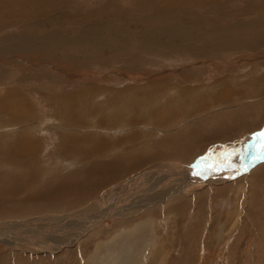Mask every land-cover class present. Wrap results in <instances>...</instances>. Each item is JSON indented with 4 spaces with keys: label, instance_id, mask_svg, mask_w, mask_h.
<instances>
[{
    "label": "rangeland",
    "instance_id": "rangeland-1",
    "mask_svg": "<svg viewBox=\"0 0 264 264\" xmlns=\"http://www.w3.org/2000/svg\"><path fill=\"white\" fill-rule=\"evenodd\" d=\"M214 45L220 49L211 52ZM5 95L26 101L28 116L0 111V264H114L108 253L120 255L132 237L92 257L96 246L149 213L154 239L138 235L152 243L137 244L126 264H264V154L257 159L255 140L264 130V0H0ZM130 119L132 127L116 124ZM26 141L36 150L15 156ZM91 146L102 150L97 158L85 157ZM107 150L120 162L148 151L164 156L81 200L53 196L39 204L48 208H25L26 196L67 185ZM158 163L170 179H189L184 188L167 204L142 197V205L114 214L118 199L134 197L142 171ZM170 179L158 191L178 184ZM17 185L26 193L11 202ZM49 234L63 241L43 243Z\"/></svg>",
    "mask_w": 264,
    "mask_h": 264
},
{
    "label": "bare ground",
    "instance_id": "bare-ground-1",
    "mask_svg": "<svg viewBox=\"0 0 264 264\" xmlns=\"http://www.w3.org/2000/svg\"><path fill=\"white\" fill-rule=\"evenodd\" d=\"M190 1V0H189ZM207 1V3H212V2H214V1H216V0H206ZM181 2V1H180ZM201 2V1H200ZM229 2V1H228ZM146 3V2H145ZM151 3V2H150ZM141 4H143V3H141ZM229 4V3H228ZM159 5V4H158ZM173 4H171L170 6H172ZM210 5V4H209ZM216 5V4H215ZM142 6V5H141ZM145 6V5H144ZM147 6V5H146ZM145 6V7H146ZM163 6V5H162ZM169 6V5H168ZM169 6V7H170ZM174 6V5H173ZM201 6V5H200ZM175 7V6H174ZM179 7V6H178ZM222 7H223V5H222ZM147 8V7H146ZM161 8V7H160ZM166 8V7H165ZM171 8V7H170ZM173 8V7H172ZM220 8V7H219ZM224 8V7H223ZM180 9H181V7H180ZM248 9V8H247ZM149 10V9H148ZM168 10V9H167ZM203 10V9H202ZM201 10V11H202ZM211 10V9H210ZM175 11V10H174ZM174 11H172V12H174ZM181 11V10H180ZM243 11V10H242ZM171 12V11H170ZM182 12V11H181ZM195 12V11H194ZM182 13H184V12H182ZM182 13H180L181 15H182ZM200 13V12H199ZM240 13V12H239ZM245 13H246V11H245ZM244 13V14H245ZM149 14V13H148ZM159 14V13H158ZM170 14V13H169ZM208 14V13H207ZM222 14V13H221ZM150 15V14H149ZM188 15V14H187ZM212 15V14H211ZM217 15V14H216ZM231 15V14H230ZM173 16V15H172ZM157 17V16H156ZM161 17V16H160ZM180 17V16H179ZM17 18V17H16ZM147 18V17H146ZM150 17H148V19H149ZM163 18V17H162ZM177 18V17H176ZM232 18H234V17H232ZM18 19V18H17ZM140 19V18H139ZM144 19V18H143ZM148 19H145L146 21L148 20ZM154 19V18H153ZM159 19H161V18H159ZM241 19H243V18H241ZM260 19V18H259ZM145 20H144V22H145ZM183 20V19H182ZM238 20V19H237ZM257 20V19H256ZM141 21V19L139 20V22ZM143 21V20H142ZM141 21V22H142ZM154 21V20H153ZM155 21H157V20H155ZM154 21V22H155ZM235 21H236V19H235ZM143 22V24L145 25L146 23H144ZM154 22H153V24H154ZM158 22V21H157ZM199 22V21H198ZM231 22V21H230ZM169 23V22H168ZM167 23V24H168ZM202 23V22H201ZM260 23V22H259ZM262 23V22H261ZM142 24V23H141ZM163 24H164V22H163ZM173 24V23H172ZM176 24V23H175ZM170 25H171V23H170ZM143 26V25H142ZM176 26H178V23L176 24ZM202 26V25H201ZM226 26V25H225ZM242 26V25H241ZM163 27H164V25H163ZM171 27H173V26H171ZM235 27V26H234ZM240 27V26H239ZM164 28H166V27H164ZM224 28V27H223ZM228 28V27H227ZM231 28V27H230ZM144 29V28H143ZM160 29V28H159ZM225 30H226V28H224ZM247 29V28H246ZM220 30H221V28H220ZM139 31V30H138ZM144 31V30H143ZM217 31V30H216ZM228 31V30H227ZM233 31V30H232ZM236 31V30H235ZM244 31V30H243ZM151 32V31H150ZM176 32V31H175ZM219 32V31H218ZM138 33H140V32H138ZM141 33H142V31H141ZM152 33H153V31H152ZM151 33V34H152ZM197 33V32H196ZM222 33V32H221ZM132 34V33H131ZM154 34V33H153ZM153 34H152V36H153ZM216 34V33H215ZM142 35V34H141ZM150 35V34H149ZM169 35V34H168ZM174 35V34H173ZM213 35V34H212ZM219 35H221L220 33H219ZM147 36V35H146ZM175 36V35H174ZM173 36V37H174ZM188 36V35H187ZM201 36V35H200ZM216 36H217V34H216ZM228 36L229 35H227V36H224L223 38H221V39H216L217 41H220V40H225V38H227V39H229L228 38ZM241 36H242V34H241ZM136 37V36H135ZM159 37V36H158ZM157 37V38H158ZM160 37H161V35H160ZM168 37V36H167ZM199 37V36H198ZM202 37V36H201ZM156 38V39H157ZM176 38V37H175ZM179 38V37H178ZM217 38V37H216ZM254 38V37H253ZM138 39V38H137ZM154 39V38H153ZM152 39V40H153ZM159 39H161V38H159ZM158 39V41L157 40H155L156 42H159L160 40ZM167 39V38H166ZM171 39V38H170ZM192 39V38H191ZM203 40H204V38H202ZM242 39V38H241ZM175 40V39H174ZM173 40V41H174ZM177 40V39H176ZM196 40V39H195ZM235 40V39H234ZM140 41V40H139ZM150 41H151V38H150ZM150 41H148V42H150ZM162 41H163V39H162ZM178 41V40H177ZM181 41V40H180ZM183 41V40H182ZM241 41H243V40H241ZM171 42V41H170ZM203 42V41H202ZM233 42V41H232ZM151 43V42H150ZM160 43V42H159ZM167 43V42H166ZM165 43V46L166 47H168V45ZM181 43V42H180ZM210 43V42H209ZM234 43L235 44H237L238 42L237 41H234ZM146 44V43H145ZM169 44V43H168ZM171 44V43H170ZM176 44H177V42H176ZM203 44H204V42H203ZM206 44V43H205ZM239 44H240V42H239ZM147 45V44H146ZM200 45V44H199ZM211 46H212V42H211V44H210ZM149 46V45H148ZM147 46V47H148ZM157 46V45H156ZM156 46H155V49H158V48H156ZM171 46V45H170ZM186 46V45H185ZM194 46V45H193ZM215 46V49H213V47H211V49H213L211 52H213V51H215L219 46H217V45H214ZM143 47H146L145 45H143ZM142 47V48H143ZM151 47H152V45H151ZM150 47V48H151ZM188 47V46H187ZM228 47V46H227ZM149 48V49H150ZM173 48V47H172ZM171 48V49H172ZM182 48V47H181ZM180 48V49H181ZM201 48V47H200ZM226 48V47H225ZM237 48V47H236ZM140 49V48H139ZM152 49V48H151ZM170 49V48H169ZM199 49V48H198ZM202 49V48H201ZM219 49H220V47H219ZM160 50V49H159ZM158 50V51H159ZM163 50V49H162ZM168 49H166V51H167ZM173 50V49H172ZM192 50H193V48H192ZM200 50V49H199ZM228 50V49H227ZM151 51V50H150ZM153 51V50H152ZM170 51V50H169ZM178 51V50H177ZM190 51V50H189ZM195 51H197V50H195ZM202 51V50H201ZM204 51V50H203ZM222 51V50H221ZM180 52V51H179ZM184 52V51H183ZM182 52V53H183ZM207 52V51H206ZM205 52V53H206ZM209 52V51H208ZM207 52V53H208ZM143 53V52H142ZM186 53V52H185ZM189 53V52H188ZM193 53V52H192ZM198 53V52H197ZM200 53V52H199ZM210 53V52H209ZM216 53V52H215ZM218 53V52H217ZM220 53V52H219ZM171 54H173V53H171ZM196 54V53H195ZM174 55V54H173ZM185 55V54H184ZM187 55V54H186ZM189 55V54H188ZM207 55V54H206ZM210 55V54H209ZM178 56V55H177ZM176 56V57H177ZM195 56V55H194ZM207 57H209V56H207ZM185 59V58H184ZM182 76H183V74H182ZM12 93V92H11ZM10 94V93H9ZM143 94V93H142ZM11 95H13V94H11ZM7 96H9V95H5L4 97H2V98H0V111L1 112H11V114L13 115V119L12 120H14V118L16 119L17 117L19 118V116H18V114L19 113H21L22 114V117H24L23 115H26V116H28V114H26L25 112H27V111H25L24 109H25V107L26 106H24L25 105V103H26V101H24V100H19L18 98L17 99H14L13 101H11L10 100V98H8ZM18 97V96H17ZM13 98V97H12ZM67 101H68V99H66ZM68 103H69V101H68ZM72 104V103H71ZM28 105V104H27ZM73 106V105H72ZM67 107H69V106H67ZM127 107V106H126ZM129 107V106H128ZM124 108V107H123ZM30 110V109H29ZM78 110V109H77ZM135 110H137V109H135ZM76 113H78V112H76ZM10 114V117L12 118V115ZM136 115H138V114H136ZM15 116V117H14ZM30 116V115H29ZM33 116V115H32ZM119 117V116H118ZM126 116H124V118H125ZM137 117V116H136ZM140 117V116H139ZM63 118H65V117H63ZM112 118H115V117H112ZM121 118V117H120ZM67 119H68V117H67ZM78 119V118H77ZM129 119V118H128ZM128 119H126V120H128ZM136 119V118H135ZM119 119H117L116 121H118ZM122 120V119H121ZM126 120H123V121H120L119 123H116L117 124V126L119 127V126H122L123 128L125 127V124H127V125H130L131 127H132V125L130 124V122L132 121L131 119L129 120V122L128 121H126ZM77 121H79V120H77ZM102 121V120H101ZM18 122V121H17ZM80 122V121H79ZM115 122V121H114ZM70 125H71V123L72 124H75V123H77L78 124V122H76L75 121V119H73V120H71L70 122ZM107 122L105 121L102 125L104 126L105 124H106ZM131 123H133V121L131 122ZM136 123H138V121L136 122ZM81 124H82V122H81ZM109 124H111V123H109ZM109 124H106V125H109ZM86 125V124H85ZM101 125V124H100ZM126 125V126H127ZM79 126V125H78ZM112 126V125H111ZM134 126V125H133ZM111 129V128H110ZM40 132V131H39ZM97 136V135H96ZM126 137H129V136H126ZM21 138H23V137H21ZM79 140V139H78ZM105 140V139H104ZM175 140V139H174ZM24 141V140H23ZM31 141V140H30ZM120 141V140H119ZM187 141V140H186ZM22 142V141H21ZM25 142V141H24ZM34 142V141H33ZM124 142V141H123ZM80 143V142H79ZM188 143H189V141H188ZM96 144V143H95ZM111 144V143H110ZM174 144H175V142H174ZM184 144H186V143H184ZM236 144V143H235ZM235 144H234V146H235ZM102 145V144H101ZM112 145V144H111ZM84 146V145H83ZM95 146V145H94ZM192 146V145H191ZM229 146H231V145H229ZM30 147H31V149H32V151H34V150H36V147L34 146V144H31V143H29V141H28V143H27V141H26V143H23L21 146H19V148L20 149H18V152H17V154H15V156L17 155H19L20 153H21V151H23V152H28V151H31V149H30ZM109 147H111V146H109ZM177 147V146H176ZM182 147V146H181ZM183 147H184V145H183ZM99 148V146H97V148H92V146L90 147V149H87V153H85V157L86 158H88V159H93V158H97V154H98V151L99 150H96V149H98ZM108 148V147H107ZM174 148V147H173ZM194 148V147H193ZM109 149V148H108ZM128 149V148H127ZM180 149V148H179ZM103 150H104V148H103ZM186 150H187V148H186ZM102 151V150H101ZM101 151H99V152H101ZM109 151H111V150H109ZM119 151V150H118ZM107 152H108V150L106 151V152H103V155L102 154H100V156L101 157H99L100 158V162H99V166H97V165H93L95 168L93 169H91V170H89V171H87V170H84V171H82V170H79V173L77 174V176H72V175H70L69 177H71V178H69V177H67L66 178V182L68 183L67 185H60V187L58 186V185H56V186H52V187H49L48 185H47V187L45 188V190H43L41 193H38V194H36L35 192H33V193H31L30 194V196H26L27 197V202H26V204H27V206L28 207H25V208H29V209H34V211L36 210L37 211V209L38 210H42V209H45V208H48V206H42L41 207V205L39 206V204H40V202L41 201H43L45 198H47V197H53L54 199H55V197L56 196H58L60 199H59V201L61 202V203H64V202H66L67 200H69V198L70 199H83L84 197L83 196H85V195H87V194H89L90 193V191H92L94 188H97V187H101V186H104V184H106V183H110V182H112V181H114L117 177H120V176H122V175H125V173L127 172V171H130L131 169H133V168H137V166L138 165H140V164H142V165H147L148 163H151V162H153V161H156V160H158V158H161V156L163 155L162 153H158V152H154V153H152V152H143V153H141V155H139L138 156V154L137 153H139V152H137L136 154V157L134 156V154H133V156L132 157H129V156H127V159H125L126 158V156H125V158L123 157V155H121L122 156V159L124 158V161H122V162H120L119 161V156L118 155H116L115 153H112L111 155H109L108 156V154H107ZM182 152H184V150H182L181 152H180V154L182 153ZM108 153H110V152H108ZM132 153H134V152H132ZM171 153V152H170ZM167 154V153H166ZM186 154V153H185ZM95 155H96V157H95ZM130 155H132V154H130ZM66 156V155H65ZM164 156V155H163ZM190 156V155H189ZM6 158H8V157H6ZM77 160V159H76ZM59 161V160H58ZM81 161H83V159L81 160ZM65 162V161H64ZM84 162V161H83ZM97 162H98V160H97ZM235 162V161H234ZM75 164V163H74ZM95 164V163H94ZM97 164V163H96ZM236 163H234V165H235ZM77 165V164H76ZM79 165V164H78ZM84 165V164H83ZM89 166V165H88ZM141 166V165H140ZM81 167V166H80ZM92 167V166H91ZM85 168V167H84ZM163 166L161 167V165H160V163H158V164H153L152 166H150V167H147L144 171H142V173L138 176V180H137V184L135 185V187H134V197H132V195H127V196H124V197H121L120 199H118V201L119 202H117L116 204V206H115V210H114V214H119L121 211L123 212V210H125L126 209V206H128V208H131V207H134V206H136L137 207V205L139 206V205H142L143 203L141 202L142 201V199L143 198H145L144 199V201H147V202H145V204H151V203H154V204H156V203H162V204H167L168 202H166L168 199H170V198H172V197H175L176 196V193H178L180 190H182L183 188H184V185H185V183L183 182V180H187V181H189V179H184L183 177H181V176H179V177H177V179H175V181L178 183L177 185L175 184V185H173L170 189L168 188L167 190L165 189V190H161V191H158V190H160V188H157V185L158 186H160L161 184H165V181H168L169 179H170V174L172 175V171L171 170H169L168 172L167 171H164V172H162L163 171ZM68 170V169H67ZM165 170V169H164ZM38 171V170H37ZM33 174V173H32ZM31 174V175H32ZM163 174V175H162ZM222 174V173H221ZM35 175V174H34ZM34 175H32V177L34 176ZM214 175V174H213ZM36 176L38 177V174H37V172H36ZM36 176H34V177H36ZM187 176H188V178H190L189 176L190 175H188L187 174ZM200 176V174L198 175V177ZM218 176V175H217ZM29 177V176H28ZM166 178H167V180H166ZM196 179H197V177H195ZM31 179H33V178H30V180ZM161 179V180H160ZM207 179V178H206ZM39 180V179H38ZM163 180V181H162ZM78 181H81V182H78ZM170 181H172L173 183L175 182L174 180H173V178L171 177V179H170ZM170 181H169V183H170ZM209 181V180H208ZM15 182V181H14ZM32 183H34L35 181L33 180V181H31ZM63 182V181H62ZM25 183H27V182H25ZM16 184H17V182H16ZM29 184V183H28ZM28 184H26V185H28ZM63 184V183H62ZM180 185V186H179ZM187 185V184H186ZM17 186H19L20 188H18V187H16L15 188V191H14V195H12L13 197H10V201L12 202V201H14L15 202V200L17 199L16 197H18V195H20V193H22L23 194V192H25L26 193V191L25 190H27V189H24V187H21L20 185H17ZM26 188V187H25ZM82 188H84L83 190H82ZM14 190V189H13ZM157 190V194H159V196H155L154 194H156V192H154V191H156ZM29 191V190H28ZM12 192V191H11ZM85 192V193H84ZM127 193V192H126ZM125 193V194H126ZM153 194L154 196H155V198H157V199H155V198H153L152 196H150L149 194ZM73 194V195H72ZM33 195H36L35 197H32ZM14 197L16 198L15 200H14ZM143 197V198H142ZM4 198V197H3ZM3 198H0V199H3ZM31 198H33V199H31ZM35 198V199H34ZM137 198H139V199H137ZM136 199V200H135ZM4 200V199H3ZM130 200H134V203L132 204V205H129V202L128 201H130ZM1 201V200H0ZM7 202H8V200H6ZM127 201V202H126ZM31 202H33V203H31ZM126 202V203H125ZM132 202V201H131ZM20 203H21V201H20ZM125 203V204H124ZM22 205H24L25 206V202H22ZM22 205H20L19 203L18 204H14V206L15 207H20V208H24V206H22ZM161 207V206H160ZM163 208H164V206H162ZM24 208V209H25ZM118 208V209H117ZM135 209V208H134ZM178 209H179V207H178ZM27 209H25V211H26ZM28 211V210H27ZM160 211H162V210H160ZM22 212H24V211H22ZM18 213V212H17ZM119 216V215H118ZM69 223L66 225L67 227H69ZM63 226V225H62ZM65 226V225H64ZM65 226V227H66ZM62 230V229H61ZM146 232H151V234H152V238H151V240H153L154 239V236H155V234H154V217H153V215L151 214V213H149L148 215H145L144 217H143V219H141L140 221H137L135 224H134V226H132L131 228H126V229H124L123 227H121L120 229H119V231H117L113 236H111L109 239H108V241H106V242H100L97 246H96V249H95V251L93 252V254H92V257H94L97 253H98V250H99V248L100 247H107V245H111V244H113L114 245V243H116L117 242V240L118 239H120L121 237H123V236H125V235H129V236H131L130 238H131V242H128L129 244V247L127 248L126 246V248H124V247H122V249H121V251H120V255H118L117 256V254L115 253H108V259L109 260H111V262L112 263H114V264H126V263H129L131 260H132V254H134L133 253V251H132V249L134 250V252H135V246L137 245V244H143V246H145V248H147L148 247V249H149V246L151 245V241L150 242H144V243H141V242H139V239L140 238H138V235H142V233L144 234V233H146ZM42 234H44V232H38L37 234H36V236L35 237H40V236H43ZM45 235V234H44ZM69 234L68 233H66V236H68ZM34 236V235H33ZM53 234L52 235H46L45 237H44V239L45 240H43V239H41V241H43V243H45V242H48L49 240H52V241H63L62 239H54L53 237ZM55 236V235H54ZM32 237V236H31ZM57 237V235L55 236V238ZM128 237V236H127ZM9 237H6V239H8ZM60 238V237H59ZM34 238H31V240H33ZM125 239H126V237H125ZM135 239V240H134ZM142 239V238H141ZM140 239V240H141ZM148 239V238H147ZM47 240V241H46ZM124 240V239H123ZM122 240V241H123ZM143 240V239H142ZM146 240V239H145ZM144 240V241H145ZM35 243V242H34ZM134 243V244H133ZM17 244V243H16ZM37 244H39V241L37 242ZM36 244V245H37ZM117 244V243H116ZM115 244V245H116ZM122 246V245H121ZM159 252H161L160 250H158L157 252H155V254L154 255H158L159 254ZM141 257L143 256V252H141V255H140Z\"/></svg>",
    "mask_w": 264,
    "mask_h": 264
},
{
    "label": "snow or ice",
    "instance_id": "snow-or-ice-1",
    "mask_svg": "<svg viewBox=\"0 0 264 264\" xmlns=\"http://www.w3.org/2000/svg\"><path fill=\"white\" fill-rule=\"evenodd\" d=\"M255 140L260 145V149L256 154L257 159H259L260 156L264 154V130L255 136ZM197 167H200V165L198 164ZM245 171H247V169H245Z\"/></svg>",
    "mask_w": 264,
    "mask_h": 264
},
{
    "label": "crops",
    "instance_id": "crops-1",
    "mask_svg": "<svg viewBox=\"0 0 264 264\" xmlns=\"http://www.w3.org/2000/svg\"><path fill=\"white\" fill-rule=\"evenodd\" d=\"M260 112H261V110H260ZM264 112V111H263ZM260 114V113H259ZM258 132H255L254 134H257ZM243 140H241V142H242Z\"/></svg>",
    "mask_w": 264,
    "mask_h": 264
}]
</instances>
